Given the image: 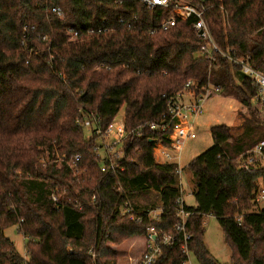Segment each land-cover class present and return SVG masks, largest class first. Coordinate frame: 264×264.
Listing matches in <instances>:
<instances>
[{
    "label": "trees",
    "instance_id": "trees-1",
    "mask_svg": "<svg viewBox=\"0 0 264 264\" xmlns=\"http://www.w3.org/2000/svg\"><path fill=\"white\" fill-rule=\"evenodd\" d=\"M202 2L216 42L264 71V0ZM171 12L141 0H0V264H119L116 247L150 225L159 238L174 234L153 264H184V246L200 264H222L204 241L207 216L224 232L229 264H264V208L252 202L259 173L239 167L264 139L255 88L228 62L198 56L193 19L162 30ZM188 80L219 86L238 107L232 124L210 127L213 145L183 168L195 198L186 205L185 241L176 233L178 165L154 155L157 143L171 145L170 132L151 125ZM122 109L133 131L123 142L124 169L104 173L96 138L76 120L92 112L107 126ZM126 201L142 213L138 222L121 214ZM158 208L160 220H150L146 212ZM14 225L27 238V261L4 235ZM141 254L128 259L138 264Z\"/></svg>",
    "mask_w": 264,
    "mask_h": 264
},
{
    "label": "built area",
    "instance_id": "built-area-1",
    "mask_svg": "<svg viewBox=\"0 0 264 264\" xmlns=\"http://www.w3.org/2000/svg\"><path fill=\"white\" fill-rule=\"evenodd\" d=\"M149 9L171 8V14L160 23L162 30H167L174 26L178 19H193V27L197 37L201 42L198 53L199 57L215 62L222 60L237 68L239 73L246 77L250 84L255 88V94L252 102L258 111L264 115V71L258 69L252 63L250 56L240 55L232 46H220L210 29L206 20L205 13L210 8L199 0H141ZM52 12L61 15L60 7L52 8ZM69 37L74 39L77 32L73 28H68ZM221 89L213 83L201 84L193 80H188L184 86L176 93L167 97V111L162 118L151 125L152 128H161L170 132L171 145L169 147L157 143L154 148L155 160L157 163L173 162L178 165V175L182 185L183 168L180 164V152L185 142L196 138L197 119L203 113L205 102L214 94H220ZM76 124L83 127L89 133V138H96L94 151L100 162L101 171L104 173H119L124 168L121 160L124 156L123 142L133 131H127L125 128L124 118H116L107 126H104L98 114L89 112L83 113L76 120ZM174 149L177 155H172L169 150ZM58 158L57 161H61ZM80 160L76 156L67 164L70 168L75 169V165ZM239 167L246 171L258 172L259 176L255 181L252 202L258 208H264V139L257 142L254 146L244 152L239 158ZM183 188V187H182ZM54 201L56 195H52ZM177 215L180 222L176 226V233L184 232V240L187 241L190 235L185 232V225L188 216L192 213L186 209V202L183 195L177 199ZM122 215H128L129 219L138 222L140 215L133 205L126 201L120 208ZM163 213L162 208L148 210L146 215L150 220H160ZM242 215L236 216L238 225L242 222ZM174 239L173 233H168L158 237V231L154 225L146 229L145 248L141 254L138 264H153L162 252V247L170 245ZM71 251V250H70ZM184 252L188 259L184 264H190V251L184 246ZM24 260L29 259L26 249ZM26 264V262H25Z\"/></svg>",
    "mask_w": 264,
    "mask_h": 264
},
{
    "label": "rangeland",
    "instance_id": "rangeland-1",
    "mask_svg": "<svg viewBox=\"0 0 264 264\" xmlns=\"http://www.w3.org/2000/svg\"><path fill=\"white\" fill-rule=\"evenodd\" d=\"M240 80L242 75H238ZM238 102L223 94H214L204 105L203 113L197 119V138L187 141L181 153V166L184 168L194 157L204 152L213 145V140L210 133V127L214 124H232L237 112ZM124 117V110L122 109L117 120H122ZM86 135L89 137L87 130ZM172 155H177L178 152L174 149L169 150ZM182 187L184 191V199L188 205L195 204L193 195L194 186L192 184L191 174L183 170L182 173ZM205 235L204 241L212 255L222 264H229L231 262V248L225 241V235L217 218L207 216L204 220ZM4 235L10 239L15 245L17 251L24 256L26 252L25 238L19 231L18 226L14 225L4 231ZM145 242V236L135 239L133 242L129 239L116 247L119 254V264H133L129 261V256L138 255L141 251V245ZM190 264H200L193 254L189 257Z\"/></svg>",
    "mask_w": 264,
    "mask_h": 264
},
{
    "label": "crops",
    "instance_id": "crops-1",
    "mask_svg": "<svg viewBox=\"0 0 264 264\" xmlns=\"http://www.w3.org/2000/svg\"><path fill=\"white\" fill-rule=\"evenodd\" d=\"M214 125H215V124H214ZM211 126H212V125H211ZM196 138H197V135H196ZM196 138H194V139H196ZM194 139H190V140H194ZM190 140H187V141H190ZM187 141H186V142H187ZM186 142H185V143H186ZM184 145H185V144H184ZM183 147H184V146H183ZM183 147H182V150H183ZM182 150H181V152H180V160H181V153H182ZM180 164H181V163H180ZM181 167H182V166H181ZM182 168H183V167H182ZM185 202H186V201H185ZM186 204H187V203H186ZM187 205H188V204H187ZM193 205H195V204H193ZM140 237H141V236H140ZM137 238H139V237H137ZM135 239H136V238H135ZM130 240L132 241L133 239H130ZM141 246H142V247H141V251H139V255L142 253L143 246H144V248H145V242H144V245L142 244ZM139 255H138V256H139Z\"/></svg>",
    "mask_w": 264,
    "mask_h": 264
}]
</instances>
